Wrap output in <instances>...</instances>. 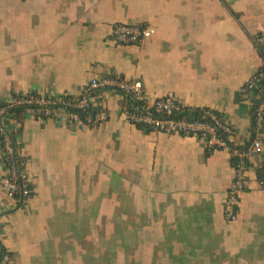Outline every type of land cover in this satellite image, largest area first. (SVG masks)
<instances>
[{"label": "crops", "instance_id": "obj_1", "mask_svg": "<svg viewBox=\"0 0 264 264\" xmlns=\"http://www.w3.org/2000/svg\"><path fill=\"white\" fill-rule=\"evenodd\" d=\"M117 22L156 33L140 45L116 44ZM262 31L264 0H0V104L76 97L94 77L141 80L146 101L170 96L213 109L233 125L235 144L255 134L264 147V126L251 134L243 90L261 63ZM89 96L105 121L8 116L33 193L24 205L6 195L0 154V259L87 264L94 222L99 235L121 234L115 259L128 264H264V150L249 161L239 218L230 222L229 150L130 123L117 90Z\"/></svg>", "mask_w": 264, "mask_h": 264}, {"label": "built area", "instance_id": "obj_2", "mask_svg": "<svg viewBox=\"0 0 264 264\" xmlns=\"http://www.w3.org/2000/svg\"><path fill=\"white\" fill-rule=\"evenodd\" d=\"M156 33V28L142 23L117 22L112 26L111 40L120 45L142 44ZM255 43L260 53L261 63L244 84L243 90L251 95L254 126L257 132L264 126V31L257 34ZM100 89L119 91L125 101L131 105L124 110L126 119L137 126L169 135L195 136L201 139L207 150L227 149L233 159V180L224 201V216L227 221L235 222L239 218L241 195L247 185V171L251 157L263 153V142L256 137L245 149L232 148L229 140L235 130L222 115L210 108H203L202 115L190 118L182 116L186 107L174 97H161L153 102L146 101L145 89L141 80L116 79L112 77H94L89 86L76 97L51 99L42 95H22L0 104V154L2 163L7 166L3 189L6 195L24 205L32 196L33 187L26 158L17 147L15 133L9 123V110L26 105L24 113L38 118H64L83 123L79 115L70 108L88 111L93 109L90 92ZM143 101L140 106L135 102ZM104 109L96 111L92 122L100 123L107 119ZM250 134V135H251ZM264 183V181H262ZM11 255L5 253L0 264H9Z\"/></svg>", "mask_w": 264, "mask_h": 264}, {"label": "rangeland", "instance_id": "obj_3", "mask_svg": "<svg viewBox=\"0 0 264 264\" xmlns=\"http://www.w3.org/2000/svg\"><path fill=\"white\" fill-rule=\"evenodd\" d=\"M94 226L96 227L94 222H90L89 227H92L90 229V231H91L90 233H91L92 239H94L93 242L95 243V245L92 244L91 247L94 246L93 248H95V249L92 248L93 251H90L92 253H90V255L87 254V257H92L91 259L87 258V264H128V262L125 259H123L121 261L115 259L116 258L115 257V251H114L115 250V242H116V239H122L121 234L119 236V233L117 234V231L114 232L113 230H115V229H111V230L106 229L108 232H105L102 229L103 230L101 232L102 235H99L98 232H100V228H95ZM111 231H113V232H111ZM92 232H93V234H92ZM123 238L124 239H130V229H126V235H124ZM100 239H107V241H108L107 245H104V242L101 244ZM100 244L102 246L106 247L107 253L100 254L101 252H98V251H100V248H99ZM98 254L102 255L103 258L99 259Z\"/></svg>", "mask_w": 264, "mask_h": 264}, {"label": "trees", "instance_id": "obj_4", "mask_svg": "<svg viewBox=\"0 0 264 264\" xmlns=\"http://www.w3.org/2000/svg\"><path fill=\"white\" fill-rule=\"evenodd\" d=\"M136 104L143 106L144 102L143 101H138L135 102ZM131 105V103H129V101H122V107L123 110L127 109L129 106ZM26 108V105H18L12 109L9 110V114L14 115L18 120H23V113L24 110ZM70 110L76 112L81 121L84 123H88L90 122L91 119H93L96 115V111L94 109H90L88 111H84V110H79V109H74V108H70ZM202 115V110L199 108H189L186 107L185 111L182 113V116H187L190 118H195ZM91 117V119H90ZM256 138L255 134H252L251 138L249 139V141L244 145V146H239L237 144H235V141H232L231 139L229 140V144L231 145L232 148H237V149H245L248 148L250 146V144L252 143V141Z\"/></svg>", "mask_w": 264, "mask_h": 264}]
</instances>
